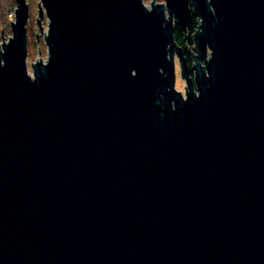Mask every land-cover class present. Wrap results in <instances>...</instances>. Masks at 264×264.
Here are the masks:
<instances>
[{
  "label": "water",
  "instance_id": "water-1",
  "mask_svg": "<svg viewBox=\"0 0 264 264\" xmlns=\"http://www.w3.org/2000/svg\"><path fill=\"white\" fill-rule=\"evenodd\" d=\"M41 2L31 74L26 0L0 29V264H264V0Z\"/></svg>",
  "mask_w": 264,
  "mask_h": 264
},
{
  "label": "rangeland",
  "instance_id": "rangeland-1",
  "mask_svg": "<svg viewBox=\"0 0 264 264\" xmlns=\"http://www.w3.org/2000/svg\"><path fill=\"white\" fill-rule=\"evenodd\" d=\"M150 1L152 0H142L143 4L150 6ZM156 2L165 3V0H153ZM27 3V11L28 15L26 18V25H25V33H26V65H27V71L31 74L32 73V65L30 64V61L35 63L36 61H39L40 59L42 61H46L48 57L47 53V44L45 43V36H47L48 32V19L46 16V13L44 11L43 16L39 18L40 25H41V32L39 30V25L36 21V18L38 16V5L41 4V0H26ZM17 3L16 0H0V29L1 34L3 35V42L8 41V36H12V30H11V24L10 21L15 20V7ZM43 9V6H42ZM198 28V27H197ZM196 28V29H197ZM45 32V33H44ZM37 33V38L36 34ZM185 34H188L187 30L184 32ZM194 33V32H193ZM0 34V43H2V36ZM188 42L187 37H185V43L184 47L189 51H192L193 55H195L197 52L194 47V42L191 37V34H188ZM188 47V48H187ZM0 48L2 49V45H0ZM38 48H39V54H38ZM190 53V52H189ZM193 57V56H192ZM174 59H175V89L179 91L180 93L185 95V86L186 82L185 80L180 76V70L178 69V59L176 53H174Z\"/></svg>",
  "mask_w": 264,
  "mask_h": 264
},
{
  "label": "trees",
  "instance_id": "trees-1",
  "mask_svg": "<svg viewBox=\"0 0 264 264\" xmlns=\"http://www.w3.org/2000/svg\"><path fill=\"white\" fill-rule=\"evenodd\" d=\"M197 25H198V18L195 15H193L191 22L189 24V28L187 29V32L189 35L192 34L196 30V28L198 27ZM173 36L175 37L177 44L181 45V47L183 48L186 59L188 60V67L190 69V74H193L194 59L191 57V54L188 52V50L184 47V43H185V39H186L184 31L179 29V28L175 29Z\"/></svg>",
  "mask_w": 264,
  "mask_h": 264
}]
</instances>
